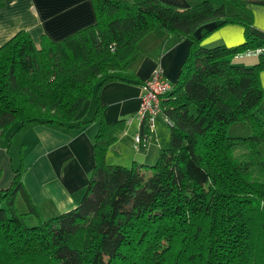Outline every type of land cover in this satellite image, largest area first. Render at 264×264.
Segmentation results:
<instances>
[{"label":"trees","instance_id":"1","mask_svg":"<svg viewBox=\"0 0 264 264\" xmlns=\"http://www.w3.org/2000/svg\"><path fill=\"white\" fill-rule=\"evenodd\" d=\"M94 10L93 23L61 40L42 36L35 43L22 30L0 46L1 133L25 124L99 123L94 165L75 207L29 224L26 215L36 210L21 169L15 170L0 194V264H264V170L257 148L264 142V115H257L264 37L215 0L183 10L157 0H94ZM228 23H241L243 42L202 44ZM154 27L190 42L162 99L168 145L149 165L107 163L124 119L105 122L99 105L89 120L77 115L106 82L133 81L128 65ZM256 48L261 52L252 65L233 63ZM236 121L249 126L247 136L227 135ZM140 131L142 140L144 124ZM18 191L26 213L15 206Z\"/></svg>","mask_w":264,"mask_h":264},{"label":"crops","instance_id":"2","mask_svg":"<svg viewBox=\"0 0 264 264\" xmlns=\"http://www.w3.org/2000/svg\"><path fill=\"white\" fill-rule=\"evenodd\" d=\"M157 1L183 10L199 0ZM234 6L236 11L226 10L227 13L246 18L251 32L264 37V0H243L241 6ZM94 21V0H0V45L22 30L29 32L35 43L42 36L58 41ZM210 26L212 24L207 25ZM244 36L241 23H228L208 33L202 44L207 47L218 44L234 46L243 42ZM189 43L176 32L154 27L140 39V50L128 65L133 81H108L90 97L95 101L91 117L99 105L105 122L124 119L122 130L105 153V162L130 166L136 161L149 165L156 160L160 149L166 146L161 117L154 131L142 134L139 148L134 146L135 137L141 133L142 121L137 113L141 86L157 68L170 82H175L188 54ZM253 50L248 49L235 58L242 59L239 61L242 65H252L256 55L245 54ZM259 80L264 95V68L259 73ZM98 124V121H92L67 129L27 124L19 129L24 131L25 145L19 161L11 152L12 138L7 137L6 131L0 133V194L10 187L15 170L21 169L23 190L36 210V215H26L33 223L75 207L94 165L93 140ZM20 145L19 141V149ZM16 202L22 205L21 213L28 212L27 202L19 191L15 196V206Z\"/></svg>","mask_w":264,"mask_h":264},{"label":"built area","instance_id":"3","mask_svg":"<svg viewBox=\"0 0 264 264\" xmlns=\"http://www.w3.org/2000/svg\"><path fill=\"white\" fill-rule=\"evenodd\" d=\"M259 52H261V49L257 48L253 51L246 52L245 56L257 55ZM171 88L172 84L160 69L154 70L142 84L137 113L148 132L154 131L159 117L162 118L165 124H169V120L163 114L162 99ZM138 137L140 136H136L135 139V147H138L137 143L139 141L141 142V138Z\"/></svg>","mask_w":264,"mask_h":264},{"label":"rangeland","instance_id":"4","mask_svg":"<svg viewBox=\"0 0 264 264\" xmlns=\"http://www.w3.org/2000/svg\"><path fill=\"white\" fill-rule=\"evenodd\" d=\"M215 2H216V5H221V4L224 3L225 8H226L227 11H231L232 9H235V11H236V7L229 0H215ZM202 28H204V26L201 27V29ZM241 60L242 59H235V60H233V63L238 64L239 61H241ZM157 69H159V68H157ZM154 70H156V69H154ZM94 105H95L94 98L92 97V98L88 99L84 103V105H83L82 109L80 110V112L78 113L77 119H83V118L84 119H88V118H90L91 115H92V113H93V109H95V108H92ZM257 115L260 116V117H263V115H264V95H263V98H262V100H261V102L259 104V107H258V110H257ZM161 123H159V124H161ZM163 124L164 123H162L163 130L166 133V135L164 137L167 138V144H166V146H167L168 145V141H169V130H168L167 124H164V125ZM25 125H27V124H25ZM167 130H168V135H167ZM6 132H7V134H6L7 137L12 138V141H11V152L14 154L15 159L17 161H19V158H20V155H21V151L23 153L25 151V145L23 144V142H24V140H23V138H24L23 137L24 131L22 129L21 131H18V132H15V133L12 134V128H11L10 130H8ZM249 133H250L249 126L246 123L241 122V121H236V122L230 124L227 127V135L228 136H231V137H239V136L244 137V136H247ZM138 138H140V137H138ZM135 139H136V137H135ZM135 139H134V146H136ZM19 141L22 144V145H20V149L18 148ZM139 143H140V141H139ZM139 143H137V145H138L137 149L139 148V145H140ZM257 148H258V150L261 152V154L263 156V159L261 160V162H260L259 165L264 170V142L260 143ZM22 149H24V150H22ZM238 151H240V150H238ZM21 175H22V173H21ZM16 207L18 209V212L19 211H20V213L23 212L22 211V209H23L22 208V205H19L18 202H16ZM27 221H28L29 224L33 225V221L31 220L30 217L27 218Z\"/></svg>","mask_w":264,"mask_h":264}]
</instances>
